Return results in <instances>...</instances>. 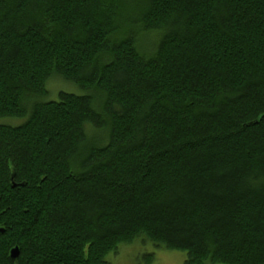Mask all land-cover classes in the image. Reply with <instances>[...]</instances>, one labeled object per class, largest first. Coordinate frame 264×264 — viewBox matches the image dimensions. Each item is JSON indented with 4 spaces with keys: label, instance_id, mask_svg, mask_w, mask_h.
I'll list each match as a JSON object with an SVG mask.
<instances>
[{
    "label": "trees",
    "instance_id": "1",
    "mask_svg": "<svg viewBox=\"0 0 264 264\" xmlns=\"http://www.w3.org/2000/svg\"><path fill=\"white\" fill-rule=\"evenodd\" d=\"M3 117L0 264H264V0H0Z\"/></svg>",
    "mask_w": 264,
    "mask_h": 264
},
{
    "label": "rangeland",
    "instance_id": "2",
    "mask_svg": "<svg viewBox=\"0 0 264 264\" xmlns=\"http://www.w3.org/2000/svg\"><path fill=\"white\" fill-rule=\"evenodd\" d=\"M48 94L52 99H57L59 90L79 94L81 90L75 85L59 79H52L47 84ZM24 118H0V124L17 125L22 123ZM145 254H152L151 264H183L185 253L179 250H165L157 248L150 242L136 240L133 243L121 244L115 252L106 255L105 260L109 264H146Z\"/></svg>",
    "mask_w": 264,
    "mask_h": 264
},
{
    "label": "water",
    "instance_id": "3",
    "mask_svg": "<svg viewBox=\"0 0 264 264\" xmlns=\"http://www.w3.org/2000/svg\"><path fill=\"white\" fill-rule=\"evenodd\" d=\"M18 256V248L17 246L13 247L11 250H10V257L12 259H15L16 257Z\"/></svg>",
    "mask_w": 264,
    "mask_h": 264
}]
</instances>
